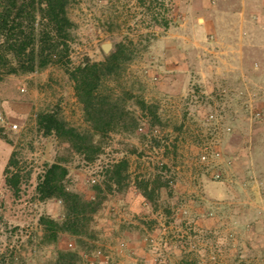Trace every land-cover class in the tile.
I'll return each mask as SVG.
<instances>
[{
	"label": "rangeland",
	"instance_id": "rangeland-1",
	"mask_svg": "<svg viewBox=\"0 0 264 264\" xmlns=\"http://www.w3.org/2000/svg\"><path fill=\"white\" fill-rule=\"evenodd\" d=\"M209 1L69 0L75 26L68 57L0 76V264H57L60 250L78 251L76 264H117L107 246L120 249L121 242L132 264H146L147 256L155 264H264V17L251 16L260 28L209 29ZM119 43L128 59L103 89L137 125L111 131L87 162L44 134L37 117L57 111L89 130L63 64L103 61ZM137 100L150 107L142 110ZM204 151L221 153L210 158L217 165L201 161ZM12 152L18 163L8 176L19 173L18 194L5 184ZM123 158V185L106 191L82 242L68 233L48 241L40 217L62 220L64 210L58 199L38 198L45 167L62 162L68 188L92 199L93 186L103 185L106 169ZM197 218L214 223L202 228ZM133 228L142 255L116 234Z\"/></svg>",
	"mask_w": 264,
	"mask_h": 264
},
{
	"label": "trees",
	"instance_id": "trees-1",
	"mask_svg": "<svg viewBox=\"0 0 264 264\" xmlns=\"http://www.w3.org/2000/svg\"><path fill=\"white\" fill-rule=\"evenodd\" d=\"M68 5L69 0H0V76L33 72L54 62L62 63L68 57L69 41L75 26L68 16ZM125 48L123 43H119L103 61L86 58L74 67L66 66V62L63 64L73 81L75 96L83 106L89 130H79L57 111L38 114L37 123L44 134L55 135L87 162L97 158L101 139L111 131H128L137 125L124 103L103 89L106 78L120 74L128 59L124 58ZM137 104L142 110L150 107L144 100H137ZM3 131L0 127V137L6 138ZM15 155V152L11 153L4 174L7 187L18 194L19 173L8 176L9 169L18 163ZM127 168L128 161L124 158L111 164L106 169L104 186L95 184V196L87 199L80 192L68 188L69 172L62 162L47 165L38 178L36 193L41 201L60 200L64 210L62 220L40 217L39 222L48 241L55 242L60 233H68L82 242L81 238L88 235L93 215L106 199V191H112L113 186L122 187ZM142 194L147 199L151 197L147 188L142 189ZM78 258V251L60 250L56 263L76 264Z\"/></svg>",
	"mask_w": 264,
	"mask_h": 264
},
{
	"label": "crops",
	"instance_id": "crops-1",
	"mask_svg": "<svg viewBox=\"0 0 264 264\" xmlns=\"http://www.w3.org/2000/svg\"><path fill=\"white\" fill-rule=\"evenodd\" d=\"M209 7L204 10L207 16L203 22L206 24V28L209 29H250L260 28V25L256 24L253 18L256 16L264 17V0H211L206 2ZM254 16V17H251ZM243 38V35L240 37ZM190 188L189 184H186ZM142 197V196H141ZM143 199V197H142ZM196 224L199 227H207L208 223H214L213 220L197 218ZM109 225V224H108ZM209 227V226H208ZM134 229V228H133ZM117 236L125 237L128 239L127 244L138 254H143L144 249L141 241H138V233L134 230L118 231ZM113 252L110 256L117 259V264H132L133 259L129 257L127 253H123L120 249H116V246H107ZM146 264H155L152 262L151 257H146Z\"/></svg>",
	"mask_w": 264,
	"mask_h": 264
},
{
	"label": "built area",
	"instance_id": "built-area-1",
	"mask_svg": "<svg viewBox=\"0 0 264 264\" xmlns=\"http://www.w3.org/2000/svg\"><path fill=\"white\" fill-rule=\"evenodd\" d=\"M0 121H1V122H5V118H4V116H2L1 114H0ZM10 128L13 129L14 131H16V130L18 129V125H17L16 123L11 124V125H10ZM140 129H141V128H140ZM212 157H216V158L219 159V158L221 157V153L218 152V151H216V152H214L212 155L209 156V153H208L207 151H204V152L201 154L200 159H201L202 162H205L207 165H211V163H212L213 165H217V162L215 163L214 160H211V162H210V158H212ZM213 162H214V163H213ZM213 165H212V166H213ZM214 177H215V178H219V177H220V174H214ZM124 247H125V243L121 242L120 245H119V248H120V249H124ZM135 264H137V263L135 262Z\"/></svg>",
	"mask_w": 264,
	"mask_h": 264
},
{
	"label": "water",
	"instance_id": "water-1",
	"mask_svg": "<svg viewBox=\"0 0 264 264\" xmlns=\"http://www.w3.org/2000/svg\"><path fill=\"white\" fill-rule=\"evenodd\" d=\"M111 48V45L109 43H104L102 45V49L105 51V52H108Z\"/></svg>",
	"mask_w": 264,
	"mask_h": 264
}]
</instances>
